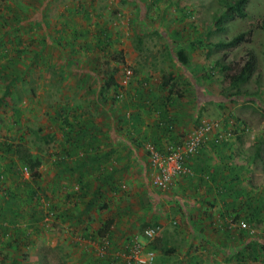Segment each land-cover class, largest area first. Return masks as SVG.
Masks as SVG:
<instances>
[{"label": "rangeland", "instance_id": "1", "mask_svg": "<svg viewBox=\"0 0 264 264\" xmlns=\"http://www.w3.org/2000/svg\"><path fill=\"white\" fill-rule=\"evenodd\" d=\"M25 1L28 5L23 4L24 0H0V149L3 141H22L44 158L54 148L51 133L44 128L50 113L26 111L28 104L24 100L34 98L40 85L43 88L53 85L55 75L61 71L59 59L65 57L74 59V64H65L73 67L71 74L89 77V85L84 82L89 93L97 89L98 100L109 103H105L103 119L110 115L115 119L116 109L119 114L126 112L129 119L131 109H135L132 103L147 99V95L136 94L147 93L152 88L164 92L160 98L169 97L167 109L173 127L179 121L191 122L195 127L204 118L218 125L220 121L240 120L249 128L250 119L264 121V0H245L241 4L245 15L233 9L236 0H97L94 21L84 30L80 26L74 29L75 25L65 29L57 24L54 25L58 28L43 29L40 24L58 14L59 1L46 0L49 10L47 14L41 13L43 17L39 19H35V13L40 5L32 7L29 0ZM35 21L39 25L33 24ZM238 34L243 36L233 41ZM180 50L188 56L186 64L179 60ZM117 54L125 57L124 63L113 58ZM251 55H255L256 64L248 79L231 86L226 76L238 71ZM163 75L169 79L164 88L161 86ZM170 89L177 90L180 96ZM118 91L122 96L116 97ZM173 97L186 100L181 109L190 111L189 115L182 113L177 118L169 113L176 108L170 101ZM150 99L145 105L154 104V99ZM233 102L239 113L231 114ZM156 109L149 106L142 111L155 115ZM144 118L149 121L148 116ZM241 131L237 129L234 137L247 135ZM187 134L182 132L181 142L188 139ZM262 143L258 144L264 157ZM178 145L171 143L160 148L172 149ZM24 165L21 164L18 177L21 181H32L33 170L25 174ZM147 177L150 180L149 169ZM124 184L126 187L120 186L119 190L129 197L133 189ZM12 185L0 175V264H82V261L98 264L99 238H82L86 225L82 229L72 227L68 224L73 221L72 215L53 202H46L47 219L28 229V217L36 212L34 204L24 207L25 192L31 188L24 186L13 198L9 194L12 200L7 201L5 191ZM156 187L161 193L158 200L168 193L164 191L170 190ZM240 192L237 203H245L252 196L258 199L254 205L232 208V214L240 213L248 226L239 227L233 220L226 233L206 225L202 229H206L205 234H196L192 223L182 216V207L169 204L172 199L168 200L169 206L162 204L161 208L158 202L152 201L151 207L157 212L165 206L163 211L172 209L171 217L161 216L163 235L156 245L159 249L153 250L155 261L158 264H264V191L250 193L243 188ZM255 207L258 208L256 215ZM91 214V217L96 215ZM98 217L95 216L96 221ZM16 227L19 231H14ZM147 228H154L157 233L161 230V226L152 224L138 227L136 231H142V237H146ZM27 230L36 235L25 238ZM10 231L19 234L16 242L8 236ZM78 240L86 241L80 244ZM8 241L11 246L6 245ZM85 247L88 253L83 252ZM145 247L151 250L147 242ZM106 264L119 263L109 260Z\"/></svg>", "mask_w": 264, "mask_h": 264}, {"label": "crops", "instance_id": "2", "mask_svg": "<svg viewBox=\"0 0 264 264\" xmlns=\"http://www.w3.org/2000/svg\"><path fill=\"white\" fill-rule=\"evenodd\" d=\"M29 1L32 7L40 5L41 8L35 13V19L43 17L41 13L47 14L49 8L45 4L46 0ZM56 1H59L58 14L54 19L49 18L47 23L40 24L43 29H52L56 26L54 24H57L65 29L75 25L74 29L80 26L81 30H84L94 21L97 0ZM23 4L28 5V2L24 0ZM33 24L39 25L38 21ZM63 59H59L61 71L55 75L53 85L43 88L39 84L40 88L36 90L35 97L24 100L28 104L26 111H35L36 114L50 113L46 116L47 124L44 128L49 129L50 141L54 142L55 146L42 158V164L38 168L39 178L36 181H21L17 170L22 163L14 154L5 152L3 147L0 149V158H6L0 160V175L4 176V179L8 178L13 184L11 189L5 191L7 201L17 196L16 191H23L24 186L31 188L25 192L24 197L30 203L25 201L24 207L29 208L34 204L36 212L28 217V229H31V225L41 222L36 221L35 216L44 214L46 202H53L54 206H60L72 215L73 221L68 222L72 227L82 229L86 225L82 230L85 234L90 233L89 236L93 240L100 237L98 233L101 227L106 228L107 235L102 239H108L105 244L111 247L110 255L121 264L120 254L131 240L147 242L151 250L157 252L159 248L156 245L163 235L164 227L161 216L171 217L172 212V209L163 211L166 206L160 208L162 204H168L170 199L172 200L169 204H176L175 207L179 209L182 207V216L192 223L195 233L201 235L205 234L206 229H202L206 225H213L221 233H226L227 228L231 229V221L237 216L232 214V208L255 204L257 196L250 197L245 203H237V199L240 198L243 188L249 189L250 193L258 192L259 189L264 191V157L258 144L264 140V121L255 122L250 119L252 124L250 123L248 133L246 130L241 131L247 134L245 136L238 134L234 137L236 132L230 137L218 138L215 133L225 135L231 131L232 126L231 120L224 123L217 119L220 124L204 137L201 146L194 152L185 154V161L192 173L177 179L170 190L164 191L168 192L166 197L158 200L161 193L151 180V169L143 145L150 143L164 147L171 143L180 144L182 132H188L189 137L200 122L207 120H198L195 127L191 122L186 124V121H179V125H175L172 130L167 129L166 122L161 119V114H158L159 109L155 111V115H146L142 111L149 106L158 108L159 101L163 100L160 94L164 92L152 88L147 93L136 94L140 97L147 95V99L132 103L135 109H131L129 119L126 118V112L119 114L116 108L115 119L111 115L103 119L106 115L105 103H109L104 99L101 102L98 100L97 89L89 93L86 88L90 81L88 76L71 74L70 69L73 67L65 64H74L73 58ZM150 98L154 99V104L145 105L150 103ZM170 101L176 106L169 111L172 116L181 118L182 113L190 114V111L181 109L186 100L181 101L173 97ZM138 109L139 114H136ZM237 111V106L234 102L231 103V114H236ZM146 116L149 121L144 118ZM4 143L5 141L1 142V145L4 146ZM148 169L150 180L147 177ZM124 183L133 189L128 193L129 197L119 190ZM175 199L178 202H175ZM152 201L158 202V212L151 207ZM90 202H93L92 207H89ZM93 212L99 216L98 221L95 219L96 215L91 217ZM240 219L243 220L241 215ZM152 224L161 226V230L150 239L142 237L141 230V234L136 231L138 227ZM13 233L8 232V236L13 237ZM33 235L36 233L27 230L25 238ZM80 241L85 244L86 240ZM87 250L85 247L83 252L86 253ZM186 254L189 253L186 251ZM84 262L82 261V264Z\"/></svg>", "mask_w": 264, "mask_h": 264}, {"label": "built area", "instance_id": "3", "mask_svg": "<svg viewBox=\"0 0 264 264\" xmlns=\"http://www.w3.org/2000/svg\"><path fill=\"white\" fill-rule=\"evenodd\" d=\"M120 96H122V93L118 92L116 97ZM217 126L218 123L216 122H202L194 129L187 140L172 149H160L150 143L144 144L143 149L148 156V165L151 169V180H153V183L161 188L169 189L181 176L192 173L191 168L185 161V154L194 152L202 144L204 137L211 133L213 128L215 129ZM231 126V131L226 132L225 135H221L218 132L215 135L218 138H222V136L230 137L237 132V129H249V125L240 120L231 122ZM23 169L24 173L27 174L30 167L24 165ZM125 187V184L121 186L122 189ZM237 224L242 228L248 226L247 220L244 218L238 221ZM144 232L145 236L150 239L155 236L157 231L154 228H147ZM98 253L100 256L105 255L102 246H100ZM121 257L122 264H158L155 261L154 251L146 250L145 243L140 240H131L130 243L125 245V250L121 253Z\"/></svg>", "mask_w": 264, "mask_h": 264}, {"label": "trees", "instance_id": "4", "mask_svg": "<svg viewBox=\"0 0 264 264\" xmlns=\"http://www.w3.org/2000/svg\"><path fill=\"white\" fill-rule=\"evenodd\" d=\"M244 1L245 0H236V2L233 3V9H235L236 11H238L240 15H245L244 14L245 11L242 9V5H241ZM230 8H231V6L228 7V10ZM242 36H243V34L236 35L233 38V41H236V40L240 39ZM231 43H232V41H231ZM178 57H179V60L182 61L183 64H186L187 62H189L188 56H187L186 52L183 51V50H180L178 52ZM113 58L116 61H118V62H121V63H124L125 62V57L123 55H121V54L113 55ZM255 64H256L255 55H251V57L248 58L245 61L244 64H242L241 68L238 71H235L234 73H230V74H228L226 76V78L229 81V84L231 86H234V85L236 86L239 83L246 81L248 79L250 73L253 71V68H254V65ZM2 67L3 66H1V68ZM168 81H169L168 77H166V76L163 75V79H162L161 85L163 87L168 86ZM169 91L170 92H173V91L175 92V90H172V89H170ZM175 93H176L177 96H180V93L177 90H176ZM167 103H169V97L168 96H166L165 99H163L162 101H160V104H159V106H158L157 109H159L158 110V112H159L158 114H161V119L166 122V128L169 129V130H172L173 129V124H171V122H170L171 120H170V116L168 115ZM50 140H51V136H50ZM155 146L157 148H160V146H158L157 144H155ZM200 146H198V147H200ZM3 149H4L5 152H8L10 154H14L17 157V159L22 164L28 165L30 167V169L33 170L32 173H31V178H32L33 181H36L37 178H39L40 175H39L38 168L42 164V155L41 154H34L30 150V148L26 144H24L23 142H21V141H16V142H12V141L6 142L5 141L4 146H3ZM14 171H16V170H14ZM17 173L20 174L19 169L17 170ZM92 206H93V202L92 203L90 202L89 207H92ZM257 211H258V208L255 207V209H254V214L255 215H256ZM239 214H237V216L235 217V221H234L235 223L241 220ZM45 215L46 214L40 215L38 217L35 216V220L36 221H43L44 222V218L46 217ZM148 226L149 225H147V226L144 225L143 228L144 227H148ZM102 228L103 227H101L99 229L98 235L100 237H99L98 243L104 249L105 255L101 256L102 258L101 257L100 258H97L98 264H106L109 260H115V259H113V255H110L111 247L109 248L108 244L107 243L105 244V242L108 241V239L107 238L102 239V238H104L107 235L106 228H103V229ZM14 230L19 231V228L16 227V229H14ZM13 234L16 235V237H14V235H13V237H11V235H10L11 240H13L14 242H16L19 234H17L16 232H14ZM89 234L90 233H86L85 234L83 232L81 237L82 238H86V237L92 238L91 236H89ZM90 238H88V239H90ZM11 244L12 243L10 241H8L6 245L7 246H11ZM124 250H125V248H124ZM102 259H103V261H101Z\"/></svg>", "mask_w": 264, "mask_h": 264}]
</instances>
